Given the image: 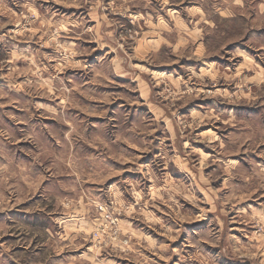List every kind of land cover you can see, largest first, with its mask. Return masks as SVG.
<instances>
[{"label": "rangeland", "instance_id": "374dc122", "mask_svg": "<svg viewBox=\"0 0 264 264\" xmlns=\"http://www.w3.org/2000/svg\"><path fill=\"white\" fill-rule=\"evenodd\" d=\"M33 3L0 2L56 51L3 71L32 112L0 128V264H264V0Z\"/></svg>", "mask_w": 264, "mask_h": 264}, {"label": "crops", "instance_id": "0c3cea01", "mask_svg": "<svg viewBox=\"0 0 264 264\" xmlns=\"http://www.w3.org/2000/svg\"><path fill=\"white\" fill-rule=\"evenodd\" d=\"M1 1L3 0H0V2ZM21 1L25 2V4L29 6H34V9H35V4L33 3V0L32 1L31 0H21ZM37 10L39 11V9ZM37 17H38L37 22H40L41 14L39 13V16ZM4 21H5V17L2 18V15H1L0 16V69L1 70L3 69V70L2 72H0V80L4 78V81L0 82V84L4 86H8L9 84H18V81L15 83L14 81L12 82L9 81V79L19 78V77L15 75L12 76L13 74L11 75L6 74L3 71H6L7 69H9L7 70V72L11 73L12 71L10 70H17V68L25 67V63L28 64L29 71H33L34 69L42 70L43 68H48L51 71V65H49V63L51 62V59H52V62H53L52 68L54 70L56 69L55 49L46 50L49 56H46V55L44 56V61H47V62H45L46 65L44 64L45 67H42L40 63H41V53H43L41 48L43 47H40L35 41H31L25 37H24V39H26L25 42L19 41L18 44L12 42L11 39L17 36L12 35L11 33H9L6 29L2 27ZM47 23L49 24V27H45L43 31L46 37L48 38V43L50 44L51 39H55V38H54V35H51L50 23L49 22ZM32 31H34V29H32ZM39 34H40V31L38 32L37 36H39ZM34 35L35 34H32V36ZM8 43L9 44L12 43V45H8ZM7 45L11 47H7ZM26 78H35V77L30 76V73H28L26 77L21 78L22 84L24 83L23 81L26 80ZM8 98L13 103L19 101L18 99L19 96L17 94L8 95ZM31 112H32V109L19 110L18 108H16V106L13 108L12 107L6 108L4 106L0 107V128H6L8 130H11V132L14 131L15 133H18V134L20 133L21 136L19 139L23 138V135H22L23 131L21 130L26 126V123L23 121V118H25L26 116L30 118L28 113H31ZM15 151L18 152L17 154L21 152L20 150H18V148Z\"/></svg>", "mask_w": 264, "mask_h": 264}]
</instances>
